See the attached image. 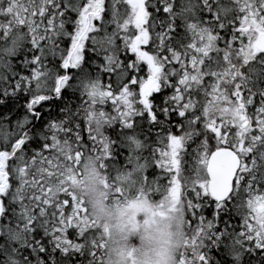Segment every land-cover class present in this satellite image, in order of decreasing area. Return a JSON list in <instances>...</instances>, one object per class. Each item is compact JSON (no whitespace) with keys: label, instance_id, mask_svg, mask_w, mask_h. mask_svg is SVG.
I'll use <instances>...</instances> for the list:
<instances>
[{"label":"snow or ice","instance_id":"obj_1","mask_svg":"<svg viewBox=\"0 0 264 264\" xmlns=\"http://www.w3.org/2000/svg\"><path fill=\"white\" fill-rule=\"evenodd\" d=\"M85 159L173 264H264V0H0V264H105Z\"/></svg>","mask_w":264,"mask_h":264},{"label":"clouds","instance_id":"obj_2","mask_svg":"<svg viewBox=\"0 0 264 264\" xmlns=\"http://www.w3.org/2000/svg\"><path fill=\"white\" fill-rule=\"evenodd\" d=\"M82 175L74 186L85 200L90 215L105 229V264H173L182 242L183 226L178 212L168 211L167 202L134 207L106 200V190L94 163L85 159ZM165 215H152L155 211Z\"/></svg>","mask_w":264,"mask_h":264}]
</instances>
